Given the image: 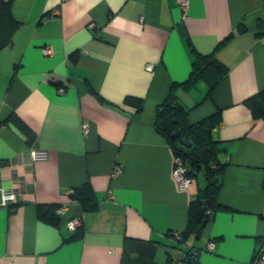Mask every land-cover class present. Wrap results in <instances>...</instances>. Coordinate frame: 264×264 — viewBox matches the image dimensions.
<instances>
[{
  "label": "crops",
  "instance_id": "crops-1",
  "mask_svg": "<svg viewBox=\"0 0 264 264\" xmlns=\"http://www.w3.org/2000/svg\"><path fill=\"white\" fill-rule=\"evenodd\" d=\"M12 12L20 26L0 49V193L15 198L0 205V264H121L127 238L160 241L164 263L160 249L178 245L207 182L179 188L174 149L155 125L171 84L190 74L193 48L229 67L210 97L205 81L179 91L191 123L217 110L223 119L214 135L224 208L193 245L200 264H252L264 242V118L245 99L264 88V0H189L185 16L177 0H13ZM128 96L143 98L140 115ZM88 180L96 211L71 196ZM40 203L67 206L59 224L40 219ZM74 216H83L76 237Z\"/></svg>",
  "mask_w": 264,
  "mask_h": 264
},
{
  "label": "trees",
  "instance_id": "trees-1",
  "mask_svg": "<svg viewBox=\"0 0 264 264\" xmlns=\"http://www.w3.org/2000/svg\"><path fill=\"white\" fill-rule=\"evenodd\" d=\"M12 2L13 0H0V49L11 43L14 31L20 26V21L13 15ZM243 28L245 29L244 24H241L240 30L243 31ZM232 36L233 33L226 36L219 43L218 48ZM193 53L192 69L189 76L183 81H174L171 84L167 96L157 106L155 125L157 130L166 136L175 155L181 156L188 167V174L195 180L204 170L207 182L190 202L187 226L179 231V237L174 235L178 245H170L182 249L184 253L176 259L174 258L175 255L168 251L166 261L161 264H178L179 261L200 264L201 248L195 245L189 246L188 241L191 238H201L214 213L224 208L218 195L222 185L225 164L219 158L222 150L220 140L214 135L215 128L223 120L221 110L191 123L188 119L190 108L186 107L180 100L179 91L181 89L190 90L197 86L200 81H205L208 85L206 97H210L217 84L227 74L229 67L218 58L215 51L203 53L193 48ZM91 91L97 95L92 89ZM99 97L102 101L105 100L103 96L100 95ZM125 102L137 107L135 115L141 114L144 107L143 98L128 96ZM245 103L255 119L264 118V88L247 97ZM12 118L26 132L29 143H32L35 139V133L16 118ZM185 140L190 141L191 145L187 146ZM6 164H8L7 160L0 159V166ZM71 196L80 203L84 211H96L100 206L96 190L89 180L74 187ZM60 206L62 205L40 203L38 204V216L44 221L59 224L57 209ZM207 215L208 222L205 223ZM82 232L83 227L79 226L72 237L79 236ZM168 235H171V231L168 232ZM160 243V241L146 242L127 238L121 264H160L155 261V254Z\"/></svg>",
  "mask_w": 264,
  "mask_h": 264
},
{
  "label": "built area",
  "instance_id": "built-area-1",
  "mask_svg": "<svg viewBox=\"0 0 264 264\" xmlns=\"http://www.w3.org/2000/svg\"><path fill=\"white\" fill-rule=\"evenodd\" d=\"M177 1L180 3L182 9L184 10V16L187 15V11L189 8V0H177ZM53 13L55 14L59 13V9H54ZM52 52H53L52 47L49 46V47L44 48V53L50 54ZM153 66L154 65L151 63L147 65L149 69H153ZM83 129L85 132L88 131L89 129L88 122H84ZM47 154H48L47 151L43 149L32 148L31 150V155L34 159L46 158ZM120 170H121V166L116 164L114 171L117 172ZM174 177L178 183L179 188L182 190L188 189L190 185L194 182V179L188 174V167L186 166V164L184 163L180 155L175 156ZM14 198H15V194L13 191L3 190L0 193V205L8 206L10 204V201L14 200ZM66 209H67V206L62 205L57 209V212L64 213ZM82 221H83V216H74L68 221V227L71 230H76L79 226L82 225ZM175 234L176 236L179 237V232H176ZM213 247H214V243L209 242L207 245V249L208 248L211 249ZM175 258L177 259L179 257L177 256ZM252 264H264V242L259 247V249H257V251L255 252Z\"/></svg>",
  "mask_w": 264,
  "mask_h": 264
},
{
  "label": "rangeland",
  "instance_id": "rangeland-1",
  "mask_svg": "<svg viewBox=\"0 0 264 264\" xmlns=\"http://www.w3.org/2000/svg\"><path fill=\"white\" fill-rule=\"evenodd\" d=\"M198 177L201 180V182H203V183L206 182V175H205V171L204 170L200 172ZM194 241H195V238H191L189 240V243H188L189 246H192ZM167 251L173 252L174 253L173 255H175L174 258L179 256V255H182L184 253V251L182 249H180V248H174L173 246H169V245L166 246V247L162 246V248L160 249V251L158 253L157 260L160 261V262L161 261L165 262L166 261V257H167V253H166ZM178 264H189V263H187L185 261H179Z\"/></svg>",
  "mask_w": 264,
  "mask_h": 264
},
{
  "label": "water",
  "instance_id": "water-1",
  "mask_svg": "<svg viewBox=\"0 0 264 264\" xmlns=\"http://www.w3.org/2000/svg\"><path fill=\"white\" fill-rule=\"evenodd\" d=\"M185 143L187 144V146L191 145V142L188 140H185ZM207 222H208V215H207V218L205 219V223H207Z\"/></svg>",
  "mask_w": 264,
  "mask_h": 264
}]
</instances>
